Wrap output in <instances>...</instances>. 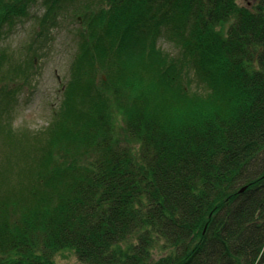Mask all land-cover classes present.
<instances>
[{
  "label": "trees",
  "instance_id": "1",
  "mask_svg": "<svg viewBox=\"0 0 264 264\" xmlns=\"http://www.w3.org/2000/svg\"><path fill=\"white\" fill-rule=\"evenodd\" d=\"M37 2L0 0V31ZM40 5L41 30L67 10L86 32L36 143L0 124L34 151L15 178L0 162V264H264V162L247 169L264 152V0ZM23 71L0 70V116Z\"/></svg>",
  "mask_w": 264,
  "mask_h": 264
},
{
  "label": "rangeland",
  "instance_id": "2",
  "mask_svg": "<svg viewBox=\"0 0 264 264\" xmlns=\"http://www.w3.org/2000/svg\"><path fill=\"white\" fill-rule=\"evenodd\" d=\"M40 1L29 10L28 16L11 27L2 26L0 31V53L6 58V62L0 65V70L5 71L12 64L24 70L22 77L14 73L16 77L8 82L15 91L14 102L8 112L0 116V124L8 122L11 129L34 136V143L37 141L34 133L40 132L51 121H55L60 108L63 107L62 85L66 84L69 78L70 64L80 41L78 31L82 27L76 16L63 10L58 14V23L41 30L38 27V17L44 13V7L40 5ZM255 1L237 0V4L253 8ZM157 44L169 54L177 52L173 44L164 37L160 38ZM34 58L35 63L32 65L31 60ZM115 121H119L118 116H115ZM15 131L12 132L16 137L10 141L0 133V162L11 160L10 170L13 178L16 177L19 167L34 154V151L27 152L30 148L24 146H15L14 149V142L21 139ZM6 155H9V158H5ZM88 156L93 157L91 153ZM261 162H264V152L250 162L247 169L257 167ZM158 256L154 251V258ZM55 259L61 263L81 264L70 252H61Z\"/></svg>",
  "mask_w": 264,
  "mask_h": 264
},
{
  "label": "water",
  "instance_id": "3",
  "mask_svg": "<svg viewBox=\"0 0 264 264\" xmlns=\"http://www.w3.org/2000/svg\"><path fill=\"white\" fill-rule=\"evenodd\" d=\"M84 30V29H83ZM245 188V186L241 187L240 191H242Z\"/></svg>",
  "mask_w": 264,
  "mask_h": 264
}]
</instances>
